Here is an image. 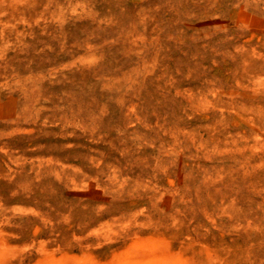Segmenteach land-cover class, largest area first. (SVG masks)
<instances>
[{"label":"rangeland","instance_id":"1","mask_svg":"<svg viewBox=\"0 0 264 264\" xmlns=\"http://www.w3.org/2000/svg\"><path fill=\"white\" fill-rule=\"evenodd\" d=\"M0 264H264V0H0Z\"/></svg>","mask_w":264,"mask_h":264}]
</instances>
